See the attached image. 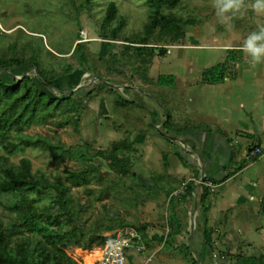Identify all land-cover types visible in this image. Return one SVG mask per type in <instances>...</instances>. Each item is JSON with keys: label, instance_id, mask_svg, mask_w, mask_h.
Returning <instances> with one entry per match:
<instances>
[{"label": "crops", "instance_id": "1", "mask_svg": "<svg viewBox=\"0 0 264 264\" xmlns=\"http://www.w3.org/2000/svg\"><path fill=\"white\" fill-rule=\"evenodd\" d=\"M235 22L239 27L223 34V47H189L216 51L213 67L235 54L222 83L203 82L213 67L199 68L196 77L136 68L133 79L115 68L105 81L115 97L123 89L128 103L116 112L124 116L131 152H139L141 172L134 165L132 171L154 183L155 197L140 213L147 218L139 233L144 249L130 251L127 264H233L239 256L264 255V63L253 68L239 50L264 16L253 12ZM161 76L173 77V85L160 86ZM135 111L143 115L134 117ZM152 130L161 142H151ZM203 186L210 193L204 202Z\"/></svg>", "mask_w": 264, "mask_h": 264}, {"label": "rangeland", "instance_id": "2", "mask_svg": "<svg viewBox=\"0 0 264 264\" xmlns=\"http://www.w3.org/2000/svg\"><path fill=\"white\" fill-rule=\"evenodd\" d=\"M251 2L246 0L247 4ZM111 3L117 7V17L110 26H104ZM173 13L185 25L186 36L177 43L152 38L148 42L152 49L142 56L135 49L141 46L131 45L128 41L144 38L150 14L145 0H0V55L10 56L15 50L20 59L36 57L42 70L59 73L68 65L80 68V54L72 55L80 43L88 59L90 72L84 75L81 88L94 93L90 99L81 100L85 109L79 124L62 128L58 125L60 118H57L45 126H32L24 131L28 136L39 135L55 145H64L71 154L54 161L48 152L26 148L9 156L11 165L17 167L20 160L26 158L32 163L34 173L45 174L50 179H65L67 171H86L85 182L77 185L66 182V185L70 186V194L87 234L105 235L122 226L137 228L146 224L147 218L140 213L146 201L155 197L154 183L148 185L132 171L134 165V171L141 172L136 162L138 151L124 154L130 171L122 175L110 169L109 160L98 156L100 151H110L114 141L126 138L129 141L130 138L124 130V116L116 112L128 104L124 90L116 92L115 97L113 91L99 87L100 80L107 81L111 69L115 68L122 74L127 72L132 79L136 68H159L162 73L175 71L183 76L196 77L199 68L218 64L214 62L216 51L189 47L196 44L223 47V34H230L239 27L236 16L246 19L253 14L247 8L237 13L230 24H222L215 15L212 0H180ZM120 22L124 23L120 39L112 40L111 31ZM168 47H175L170 54ZM6 76L22 78L12 72ZM26 76L37 77L35 69ZM53 93L58 97L70 95L55 89ZM110 97L116 99L112 105L108 104ZM138 114L143 115L135 111L134 117ZM151 133V142L163 139L155 130ZM9 208V201L3 199L0 220L6 225L13 216ZM163 221L165 225V217ZM100 253L101 248L88 253L81 264H94Z\"/></svg>", "mask_w": 264, "mask_h": 264}, {"label": "trees", "instance_id": "3", "mask_svg": "<svg viewBox=\"0 0 264 264\" xmlns=\"http://www.w3.org/2000/svg\"><path fill=\"white\" fill-rule=\"evenodd\" d=\"M150 14L145 26L144 38L128 41L136 47L139 55H144L149 48V40L168 39L177 43L186 36L185 25L173 13L180 0H145ZM117 17V7L114 3L108 6L104 26H110ZM124 23L120 22L111 31L112 40L120 39ZM131 47V46H126ZM129 49V48H127ZM80 54V68L68 65L62 72H46L42 70L36 57L20 59L15 50L11 55H0V203L7 199L13 214L6 225L0 220V264H81L88 253L104 247L108 240L125 227L114 229L109 234H87L75 208L70 194V186L86 181V171L66 172L65 179L54 177L50 179L45 174L33 172L30 160L23 158L16 167L10 164L9 156L26 148H37L48 152L54 161L61 160L71 154L64 145H55L42 136H28L24 131L32 126H45L60 118L59 127L71 124L77 126L85 105L81 101L90 99L94 91L79 88L85 74L90 72L88 59L77 44L74 50ZM237 60L230 53L225 64L213 67L203 74V82L211 85L225 81L226 68L229 63ZM37 69L39 78L26 74ZM115 71L111 69V72ZM12 72L21 79L7 77ZM122 75L121 72L115 71ZM173 77L161 76L160 86H172ZM101 89L112 90L100 84ZM61 93L69 92L68 96L58 97L53 90ZM77 89V90H76ZM76 90L75 92H73ZM131 151V144L126 139L112 144L110 151H100L98 156L110 161V169L118 175L130 171L128 162L123 158ZM203 202L210 195L203 186ZM205 213L207 207L205 206ZM144 226L136 228L143 232ZM205 242L212 248V239L205 233ZM100 246V247H99ZM79 252V253H78ZM229 264V263H224ZM233 264H264V255L239 256Z\"/></svg>", "mask_w": 264, "mask_h": 264}, {"label": "clouds", "instance_id": "4", "mask_svg": "<svg viewBox=\"0 0 264 264\" xmlns=\"http://www.w3.org/2000/svg\"><path fill=\"white\" fill-rule=\"evenodd\" d=\"M212 7L218 21L228 25L237 13L251 8L258 16H264V0H252L247 4L246 0H212ZM242 51L249 59L253 68L264 63V25H258L257 29L250 32L240 46Z\"/></svg>", "mask_w": 264, "mask_h": 264}, {"label": "built area", "instance_id": "5", "mask_svg": "<svg viewBox=\"0 0 264 264\" xmlns=\"http://www.w3.org/2000/svg\"><path fill=\"white\" fill-rule=\"evenodd\" d=\"M172 48L175 47L166 48L169 50L168 54H170ZM254 154L261 155L262 151L256 149ZM166 233L169 234L168 228ZM140 241L138 230L131 226H125L117 232L113 239L105 243L94 264H127V256L130 251H142L144 249Z\"/></svg>", "mask_w": 264, "mask_h": 264}, {"label": "water", "instance_id": "6", "mask_svg": "<svg viewBox=\"0 0 264 264\" xmlns=\"http://www.w3.org/2000/svg\"><path fill=\"white\" fill-rule=\"evenodd\" d=\"M35 72H36V74H37V77L39 78V74H38L37 69H35ZM100 82L103 83V84H105V85H107V86H111L110 83L105 82L104 80H100ZM79 88H81V87H79ZM79 88H77V89H79ZM77 89H76V90H77ZM76 90H74L73 92H75Z\"/></svg>", "mask_w": 264, "mask_h": 264}]
</instances>
